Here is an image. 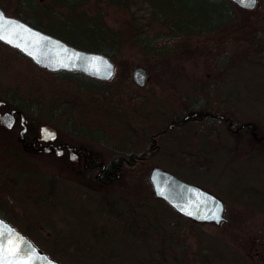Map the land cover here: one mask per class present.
Here are the masks:
<instances>
[{
  "label": "flooded vegetation",
  "instance_id": "1",
  "mask_svg": "<svg viewBox=\"0 0 264 264\" xmlns=\"http://www.w3.org/2000/svg\"><path fill=\"white\" fill-rule=\"evenodd\" d=\"M24 1L32 3L34 0ZM54 1L75 4L73 0ZM80 5L66 6L76 9ZM24 7L32 10V5ZM36 22L39 25L36 27L46 32L50 30L48 33L74 45L79 43L57 33L59 31L48 24L44 26ZM227 69L231 67L228 65L216 75L200 78L195 91H184L180 98L158 93L157 86L150 85V77L144 86L133 80L134 87L127 88L120 82L113 84L111 79L103 80L82 71H73L84 74L81 77L88 83L80 85L76 76H58L69 82V90L75 89L77 93L69 94L68 103L50 114L48 119L41 112L29 111V104L26 107L24 101L27 100L22 96L13 98L0 93V171L5 174V168H17L20 177L17 180L3 175L0 217L49 254V250L41 246L61 243L83 251L81 255L90 253V259L98 262L108 260L105 264L130 261L140 238L146 233L154 234L160 228L158 223L170 222L167 227L162 224L165 235L170 229L178 228L179 220L182 224L199 228L204 224H226L233 246L238 243L243 248L248 247V252L251 251L252 256L264 264V171L252 173L250 168L252 156L264 155V129L254 119L240 120L235 115L233 108L239 95L231 92L235 81L231 76H224ZM56 95L59 98L64 96L59 92ZM1 117H9V121L5 123ZM160 154H167L164 158L172 163L186 165L183 176L164 167L157 160ZM34 160H43L46 171L51 170L46 173L51 174L52 189H57V183L66 181L78 202L93 201L96 202L93 206L97 207L104 201L108 206L109 196H118L123 205L117 203L105 209L101 204L103 207L97 210L82 205L83 212L93 214H90L93 216L91 221L76 216L73 225L59 227L57 233L44 231V226L39 222L33 224L27 214V201L32 207L38 206L33 203L39 188L28 187L31 182L36 184L38 179L35 175L28 176L22 164ZM222 161L239 171V168H248V172H241L240 188L236 186L229 191L231 200H227L212 183L202 181L210 180L213 167ZM146 165L163 166L221 197L226 219L220 223L198 221L180 213L156 195L150 178L152 168L150 171L149 167L142 169ZM191 167L198 173V178L185 176L193 170ZM247 174L248 177L244 176ZM252 176L255 181L263 183L259 186L250 184ZM156 202L166 209L169 218L164 222L159 220ZM78 245L83 248H77ZM112 259L117 260L113 262Z\"/></svg>",
  "mask_w": 264,
  "mask_h": 264
},
{
  "label": "rangeland",
  "instance_id": "2",
  "mask_svg": "<svg viewBox=\"0 0 264 264\" xmlns=\"http://www.w3.org/2000/svg\"><path fill=\"white\" fill-rule=\"evenodd\" d=\"M20 1L0 0V6L5 9L7 14L15 15L16 11L23 12L29 18L40 22L41 25L46 26L48 24L52 29L59 31L57 33L83 44L95 42L100 29L101 31L104 30L107 39L116 44L118 50L116 58H112L116 64L115 75L110 80L113 84L120 82L124 87H134V67L142 65L151 79L150 85L153 87L156 85L158 93L163 95L168 93L180 98L184 91L189 93L195 91V84L200 78L215 75L211 69L214 62H209L204 54L207 44L212 41L211 36H193L182 43L179 49L167 58L146 57L143 54L142 49L133 42L134 36L156 34L166 30V26L154 18L150 13V11L153 12L152 8L147 7L146 3L144 4L142 1L127 0L129 6H118L111 4L110 0H89L77 6L76 9H72L54 0H34L32 10L29 11L20 4L23 0ZM260 1L258 6L253 9L238 7V19L242 22L257 19ZM175 10L176 14L171 15V17L176 15L183 18L188 17L181 12L180 8ZM237 23V21L232 22L230 25L231 32H236ZM230 67L231 69H227L228 71H224L223 74L226 77H233L235 81L236 87H231V92H238L239 95L233 108L235 115L240 120L254 119L264 129V62L244 60L237 65L232 64ZM39 68L35 63L32 64L28 58H18L17 53L12 50L10 51L5 47L0 49V93H6L13 98L22 96L27 100L24 101L26 107L29 104L27 107L29 111L41 112L44 118L48 119L50 114L60 110L66 102L68 103L69 94L77 93V91L75 89L69 90V82L59 79L51 71ZM77 77H79L77 82L80 85L88 83L83 77ZM157 82L161 84L157 85ZM163 83H167V85ZM130 91L137 92L135 90ZM58 92L64 96L59 98L56 95ZM111 123L114 124V122ZM165 155L167 154H160L157 160L161 161L164 167H168L183 176L186 165L180 166V164L172 163L164 158ZM42 161H28L22 166L28 176L35 175L38 179L36 184L31 182L28 185L30 188H35V186L39 188L33 203L38 206L32 207L31 203L27 201V214L33 224L39 222L40 226H44V231L57 233L59 227L66 228L70 224L73 225L72 220L76 216H84L85 220L91 221L93 214L83 212L85 210H83L82 205H86V209L92 210L101 209L100 207L103 206V208L106 207L105 209H110L111 205L116 206L117 203L123 205L118 196H109L108 206L105 205L107 203L104 201L101 202L103 206L97 204V207L93 206L96 204L93 201L78 202L66 181L57 183V189H52L51 174L46 173L51 172V170L46 171V166ZM251 161L253 162L250 164L252 173L264 171L263 154L252 156ZM222 162L210 167H213L214 170L213 174L209 175L210 180L202 181L212 183L227 200H231L229 191L235 189L236 186V188H240L238 185L242 177L241 172H248V168L247 166L239 168V171L225 161ZM45 164L51 166L49 163ZM148 167L146 165L142 169ZM153 167L154 165L150 169ZM191 168L193 170L185 176L190 179L198 178V173L193 167ZM0 172V174L3 173V171ZM3 175L20 179L17 168L10 170L5 168V174L0 175V181L3 180ZM244 176L248 177V174ZM252 178L250 181L252 185L259 186L263 183L262 181H255L253 176ZM21 183L24 187L25 184ZM17 184L21 186L18 181ZM124 204L130 205L131 203L124 202ZM228 205L230 207L231 204ZM156 209L160 213V222L169 218L164 207L157 204ZM139 210L142 211V207ZM226 214L228 215V213ZM171 219L179 220V218ZM115 220L120 221L119 219ZM169 223L162 224L167 227ZM162 224L158 223L160 228H157L154 234H143L140 242L137 243V249L131 256V260L124 261L125 264H261L259 258L253 257L251 251L248 252V247L243 248V245L237 242L233 246L226 224L220 226L204 224L199 228L187 226L179 220L178 228L170 229L166 235ZM41 234H43L42 231ZM90 237L91 235L87 238ZM41 247L49 250L50 254L57 257L63 264H105L108 261L99 260L98 262L90 259V253L81 255L80 253L83 251L72 245L61 243L57 245L48 243L47 245L45 243ZM76 247L83 248V245ZM126 252L124 251V253ZM112 260L116 262L117 259Z\"/></svg>",
  "mask_w": 264,
  "mask_h": 264
},
{
  "label": "trees",
  "instance_id": "3",
  "mask_svg": "<svg viewBox=\"0 0 264 264\" xmlns=\"http://www.w3.org/2000/svg\"><path fill=\"white\" fill-rule=\"evenodd\" d=\"M75 4L66 1L65 5L83 4L89 0H73ZM136 1V0H134ZM153 10L154 18L164 23L166 30L156 34L135 35L134 43L138 45L146 57L167 58L177 51L182 43L198 35L211 36V43L207 44L205 57L209 62H214L211 69L216 73L232 64L237 65L244 60L264 62V0L260 1L257 19L242 22L238 19V4L232 0H139ZM22 2V1H20ZM111 4L129 6L127 0H110ZM22 6H31V2L20 3ZM20 5V6H21ZM19 6V4H18ZM177 8L188 17H178ZM15 15L28 20L32 25L38 23L29 18L25 13L16 11ZM169 18V19H168ZM237 21L236 32L230 31L232 22ZM50 31V30H49ZM48 31V32H49ZM98 34V33H97ZM84 48H94L116 58L118 50L116 44L111 43L105 36L104 30L96 35L95 42L76 44ZM7 48L17 53L18 58L33 60L0 40V49ZM36 64V63H35ZM37 65V64H36ZM38 66V65H37ZM41 69L42 67L39 66ZM41 70H47L42 68ZM49 71V70H48ZM56 76L65 78L85 76L80 72L67 70L51 71ZM52 83V82H51ZM149 166V171H150ZM148 172V171H147ZM190 259V258H189Z\"/></svg>",
  "mask_w": 264,
  "mask_h": 264
},
{
  "label": "water",
  "instance_id": "4",
  "mask_svg": "<svg viewBox=\"0 0 264 264\" xmlns=\"http://www.w3.org/2000/svg\"><path fill=\"white\" fill-rule=\"evenodd\" d=\"M244 8H256L259 0H232ZM5 17L3 34L8 40L0 37L7 45L20 50L31 58L34 63L49 71H82L89 76L110 80L115 75L116 64L113 59L100 51L80 48L66 40L48 33L25 19L7 14L0 6ZM11 41H15L14 43ZM148 72L142 65H136L133 70V80L137 85L144 86ZM8 122L9 117H1ZM151 181L156 195L165 199L180 213L198 221H215L220 223L226 219L225 203L221 197L195 183L188 182L174 172L156 165L151 170ZM0 228H3L7 241L10 230L12 239L16 240L21 252L30 257L33 264H63L49 253L39 248L31 238L20 231L6 219L0 217Z\"/></svg>",
  "mask_w": 264,
  "mask_h": 264
},
{
  "label": "snow or ice",
  "instance_id": "5",
  "mask_svg": "<svg viewBox=\"0 0 264 264\" xmlns=\"http://www.w3.org/2000/svg\"><path fill=\"white\" fill-rule=\"evenodd\" d=\"M243 2V0H242ZM8 19L9 23L13 21L10 18L5 17L4 13L0 11V37L8 40L9 37L3 34V20ZM15 42V41H11ZM2 223V222H0ZM13 230H10L8 234V239L5 241L4 230L0 228V264H33L30 257H26L17 245L16 240L12 239Z\"/></svg>",
  "mask_w": 264,
  "mask_h": 264
}]
</instances>
